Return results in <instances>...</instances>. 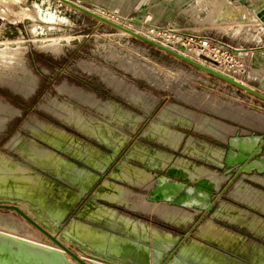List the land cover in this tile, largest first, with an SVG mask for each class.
Segmentation results:
<instances>
[{
  "label": "rangeland",
  "instance_id": "374dc122",
  "mask_svg": "<svg viewBox=\"0 0 264 264\" xmlns=\"http://www.w3.org/2000/svg\"><path fill=\"white\" fill-rule=\"evenodd\" d=\"M72 1L124 27L143 32L146 37L152 36L154 29L166 36H170L169 29L193 36L189 39L179 35L182 36L179 43L171 37L176 50L177 46L186 44L198 51L201 45L194 40L208 41L214 52L208 49L203 52L222 61L227 73L241 67L234 77L264 95L263 0H256L259 3L251 7L243 4L245 0ZM18 5L19 9H27L36 17L32 20L10 16L0 8V51L8 50L12 54L6 56L17 61L11 69L0 68V197L32 200L61 224L70 219L64 232L74 239L78 237L79 242L97 245L110 238L118 239L125 245L143 247L145 244L149 254L156 243L175 241L171 248L160 246L163 252L173 251L201 215L190 225L173 226L168 223L178 224L184 218L177 216V221L170 222L158 216L161 214L154 211L153 203H150L153 212H143L136 208V197L146 198L144 189L148 191L149 186L140 188L139 184L120 179L119 174L134 172L135 180L143 179L147 171L158 176L154 153L166 155L171 162L186 159L192 166L223 174L222 166L208 156L218 150L225 154L228 143L215 140L220 138L208 134L203 127L221 126L228 132L237 129L231 137L264 136V131L247 128L242 120L229 115L253 112L264 116V100L135 37L123 35L111 25L65 3L21 0ZM223 5L243 11L246 18L214 24L212 15ZM38 6L43 12L56 14L57 20L49 22L42 17ZM6 41L12 43L5 45ZM231 48L244 49L247 56L243 58ZM178 91L202 96L209 106L181 98ZM215 108L221 111L216 112ZM179 112L183 113V123L169 120ZM189 115L192 120L200 117L198 126L186 125L185 118ZM160 167L165 172L162 163ZM115 168L119 171L115 172ZM251 176L240 177L258 191L257 200L235 201L231 194L227 195L240 178L232 181V175L217 187L213 211L219 200L248 213L256 206H264V182L251 180ZM105 180L107 186L114 189H128L121 201L134 212L117 202L100 198L94 206L112 211V216L102 219L96 216L93 220L89 217L86 209L91 196ZM39 183H46L43 193ZM87 185L89 190L84 189ZM155 205L159 209L166 206ZM173 208L177 213H186L184 209ZM98 210L94 209L91 214ZM210 214L200 221L184 243L198 246L222 264H264V235L251 230L252 223L241 224L214 214L209 217ZM0 220H4L0 223L11 222L15 228L8 230L17 237L51 246L15 212L0 211ZM203 223L204 228L199 231ZM86 232L92 235L83 236ZM199 233L215 240L220 238L225 244L204 240ZM174 256L180 255L176 252Z\"/></svg>",
  "mask_w": 264,
  "mask_h": 264
},
{
  "label": "water",
  "instance_id": "95a60500",
  "mask_svg": "<svg viewBox=\"0 0 264 264\" xmlns=\"http://www.w3.org/2000/svg\"><path fill=\"white\" fill-rule=\"evenodd\" d=\"M64 3H68L78 9V11L90 15L100 22L111 25L116 29H122L121 26L96 15L92 11L70 3L66 0H61ZM137 22V19H134ZM133 37L154 46L166 53H169L176 58L210 74L216 78L229 83L243 91H246L262 100H264V95L248 86L237 82L235 79L224 75L220 72L214 71L209 67H205L188 57L183 56L181 53H176L168 47H164L151 41L150 39L138 35L136 33L126 31ZM180 50L182 48L180 47ZM227 149L225 151L224 157L220 166L223 168V175L226 177H231L233 175L232 181L240 176H251L253 174L263 175L264 174V136L261 135H249V136H234L227 139ZM157 167L158 176H156V181L154 187L147 194V200L151 202H163L168 203L173 206L182 207L190 209L192 211H198L200 218L195 225L184 235L183 239L178 243V245L171 252H163L160 246H166V248H171L175 241H167L165 243H156L152 247L150 253L148 254L145 244L143 247L134 245L132 243H127L126 245L121 243L118 239H108L105 243L100 244H87L84 242H79L74 239L72 235H68L64 230L69 226L70 219L64 224L57 219H52L51 227L55 230L56 234L61 235L63 239L68 241L75 249L79 251H86L95 259L100 261H106L112 264H222L218 259H214L212 255L204 253L202 249L192 243H184L195 230L196 226L200 221L208 214L213 211L216 204V189L214 184L209 179H200L194 183L188 179L176 178L169 170L165 172L160 167L161 163H155ZM149 169V168H148ZM162 172V173H160ZM106 177V175L104 176ZM222 195H217L220 198ZM11 200V202H10ZM17 201H23L28 203L29 208L36 214H40L43 211L38 203L24 198H1L0 197V209L14 210L22 218H24L33 227L38 229L43 235L52 240L56 245L67 252L74 260L80 264H87L80 260L76 255H74L70 250L62 245V243L57 239L56 236H52L50 232L40 226L36 221L28 217L24 212H22L17 206ZM15 203V204H14ZM64 207V206H63ZM36 208H39L37 210ZM44 212V211H43ZM45 213V212H44ZM46 217H50L46 214ZM51 219V218H50ZM112 239V240H111ZM171 242V243H170ZM138 246V247H137ZM193 248V250L191 249ZM192 250V251H191ZM162 253L159 255L158 252ZM180 256L176 258L175 253ZM210 253V252H209ZM212 254V253H211ZM174 256V257H173ZM0 264H73L69 262L62 254L55 253L51 250L45 249L43 247H38L18 239L8 237L6 235L0 234Z\"/></svg>",
  "mask_w": 264,
  "mask_h": 264
},
{
  "label": "bare ground",
  "instance_id": "6f19581e",
  "mask_svg": "<svg viewBox=\"0 0 264 264\" xmlns=\"http://www.w3.org/2000/svg\"><path fill=\"white\" fill-rule=\"evenodd\" d=\"M21 0H0V8L2 9V13L4 14H9L10 16L11 15H14V16H21L23 19L24 18H30L32 20H34L33 18L36 17L33 16L31 14V12L29 13V11L27 9H19V3H20ZM60 3H64L62 2L61 0H56ZM66 1H69L70 3H74L75 5H78L80 7H82L81 5L73 2L72 0H66ZM66 6L70 7V8H73L75 10L78 11V9H76L75 7H73L72 5L68 4V3H65ZM19 7V8H18ZM39 8V6H38ZM89 10V9H88ZM245 10V9H244ZM37 11V10H36ZM39 13L41 14L42 17H44L45 19H48L49 22L50 21H54V20H57V16L56 14L54 13H51V12H48V11H41L40 8H39ZM35 12V10H34ZM33 12V14H34ZM93 13H95L96 15H99L100 17L104 18V19H107L113 23H115L116 25H119L121 26L124 30L122 29H116L117 31H119L121 34L123 35H126V36H131L133 37L131 34L127 33L126 31H130V32H133V33H136L138 35H141V36H144L146 37V35L134 30V29H130L128 27H124L112 20L109 19V17H105L103 16L102 14H99V12H94L92 11ZM243 11L241 10H236L234 11V9L232 10L231 8H228L227 6H221L220 10L218 11V13L214 12L213 15H212V19H214V24H217L219 22H229V21H232V20H240L242 18H246V17H243V14H242ZM1 13V14H2ZM36 13V12H35ZM211 13V12H210ZM8 15V16H9ZM6 16V15H5ZM4 17V16H2ZM7 17V16H6ZM20 17V18H21ZM5 18V17H4ZM12 18V17H11ZM14 18V17H13ZM12 18L13 21H15L14 19ZM16 18V17H15ZM43 18V19H44ZM18 19V18H17ZM22 19V20H23ZM10 20V19H8ZM21 20V19H20ZM27 20V19H26ZM40 20V19H39ZM41 21V20H40ZM47 22V21H46ZM59 22V21H58ZM62 22V21H60ZM35 23V22H34ZM53 24V23H52ZM60 24V23H59ZM213 24V23H212ZM37 26V24H36ZM35 27V26H33ZM46 28V27H45ZM52 28V26H51ZM59 28V27H58ZM9 29V28H7ZM37 29V27H36ZM50 29V28H49ZM47 30V29H46ZM54 30V29H52ZM59 30V29H58ZM32 31V30H31ZM35 31V29H34ZM42 32V31H41ZM46 32V31H45ZM48 32V31H47ZM169 32H170V36H166L165 33L159 31L158 29H154L153 30V33H152V36L150 37H146L148 39H150L151 41L155 42V43H158L159 45H162L164 47H168L170 48L171 50L175 51L176 53H181L183 56L185 57H188L190 58L191 60L205 66V67H209L211 69H213L214 71H217V72H220L224 75H227L233 79H235L237 82L239 83H242L244 84L243 82L241 81H238L234 75L235 74H239L240 73V68H236L235 70H233L230 73H227L225 70H223L222 68V65H223V62L219 61L218 59L214 58L212 56V54H209V53H206V52H203V50L205 49H208V51H210L211 53L214 52V48L212 50L211 47H210V42L206 41V42H202V41H197V40H194V42H199L200 45H201V49L198 50V51H193V49L191 48V46H188L186 44H182V45H179L177 46V50L175 49V44L171 42V37L172 38H176L175 40L179 43L180 39L182 38V36H179V35H184L185 37L187 38H192L193 36L192 35H189V34H186V33H182V32H178L177 30H173V29H169ZM49 33V32H48ZM4 34V33H3ZM192 36V37H191ZM14 38V37H13ZM62 38V37H61ZM61 38H58V39H61ZM185 39V40H188V39ZM206 38V37H205ZM63 39V38H62ZM1 40V39H0ZM11 40V39H10ZM42 40V39H41ZM44 40H49V39H43ZM213 40V39H212ZM58 41V40H57ZM214 41V40H213ZM1 42V41H0ZM14 42V41H13ZM6 43H12V42H4V44L6 45ZM1 44V43H0ZM14 44V43H13ZM20 44V43H19ZM15 45V44H14ZM4 46V45H3ZM2 46V47H3ZM215 46V45H214ZM6 47V46H5ZM16 47V46H15ZM18 47V46H17ZM180 47L182 48V50H180ZM232 49V48H231ZM233 51H236L237 53L236 54H239L241 55L242 57L243 56H247L245 55V51L244 49H238V50H235V49H232ZM9 54H12L11 52H9L8 50L6 51H0V68H7V69H11L12 66L17 62L15 61L14 59L10 58V57H7L6 55H9ZM245 58V57H243ZM224 66V65H223ZM232 70V69H231ZM251 78V77H250ZM253 79V78H252ZM259 81V80H258ZM1 82V81H0ZM245 85V84H244ZM175 89V88H174ZM176 93V92H175ZM174 93V94H175ZM189 93V94H188ZM185 93L183 91H178V95L181 97V98H184V99H189V100H194L196 102H198L200 105L203 104V105H206V106H209V103L207 102H203V100L205 99L204 97L202 96H197V94H194V93ZM77 98V97H76ZM204 98V99H203ZM208 100V99H207ZM206 100V101H207ZM2 104V103H0ZM211 106V105H210ZM53 107V106H52ZM50 109H53L50 107ZM2 110H3V107H2ZM54 110V109H53ZM58 110V109H57ZM5 111V110H4ZM3 111V113H4ZM215 111L216 112H219L221 111V108H215ZM214 111V112H215ZM0 112L2 113L1 109H0ZM58 113V112H57ZM56 113V114H57ZM63 113V112H61ZM60 113V114H61ZM54 114V113H53ZM221 115V114H220ZM231 117L232 116H235L236 118H238V120H242L241 122H243L244 124L246 123L245 127L247 128H251L255 131H260V132H263L264 131V116L263 115H260V114H257V113H253V112H248V113H244L243 114H233V113H230L229 114ZM190 117L185 118L186 121V125L189 124L191 125V123H195L197 125V122L201 121L200 120V117H195L194 120L190 119L192 116L189 115ZM223 116V115H221ZM172 117V118H171ZM170 117L169 120H175V122H182L184 119H183V113H180L179 112V115L176 114L175 116L172 115ZM1 120V118H0ZM2 122V120H1ZM170 122V121H169ZM4 123V122H3ZM183 123V122H182ZM204 124V123H203ZM248 124V125H247ZM198 126V125H197ZM196 128V127H195ZM206 132H208V134L214 136V137H218L220 138L219 139H215L219 142H222V143H226L227 139L230 138L231 136H233L237 129H235V131H229L227 130V128H222L221 126H218V127H215V128H212V127H203ZM197 129V128H196ZM232 130H234V128H231ZM229 129V130H231ZM228 132V133H227ZM231 132V133H230ZM244 132V130H243ZM212 133V134H211ZM230 133V134H229ZM227 135V136H225ZM168 141V140H167ZM221 149V148H219ZM224 157V152L222 150H218L216 151V153L214 154V158L216 159L215 163L216 164H221L222 162V159ZM164 159L163 160H166L165 157H163ZM208 158L210 160L211 157L208 156ZM158 160V159H156ZM213 161V160H212ZM157 162H161L163 165H164V168H166L167 170H169V172L176 178H183V179H188L189 181H191L192 183L200 180V179H209L215 186V189L216 190H219L217 187H221V185L223 184V182L228 178L226 176H224L223 174L219 173V172H215L213 170H203L202 167L200 168L199 165L197 166H192L190 164H188L186 161L185 164L183 163L182 165H184L183 167L186 169V170H183L181 167H177V166H173V165H170L168 164L167 161H162V160H158ZM214 162V161H213ZM118 168H115V172H118ZM243 177V176H242ZM242 177H240L237 181H235V183L233 184V186L236 184L235 188L232 190H229L228 194L227 195H230L231 194V197L235 200V201H247L249 203H252L254 200H256L258 197L257 195V192L255 189H253L252 187H247V188H241V186L244 184V180L242 179ZM258 177H264V176H260L258 174H253V176L249 177L251 180H258ZM196 178V180H194ZM155 181H156V175L154 173H151L149 171H147V174H145V179H144V184L141 188L143 187H147L149 186V190L146 191V189H144V191L146 192V198L145 196L143 197H136V203L138 204V206L136 208H139V210L142 209V211H146V210H150L151 207H150V203H153L154 205V211H157V213L161 214V215H158V216H163L165 217L166 219L170 220V222H172L171 220H176L177 216L179 217H182L184 218V221H182L181 219L179 220L180 223H168V224H171L173 226H181V225H186V224H192L194 221H195V218L196 216L199 214L198 211H192L190 209H186V208H182V207H177V206H173V205H170L168 203H163V202H151V201H148L147 200V193H149V191H151V189L154 187L155 185ZM39 184H42V183H39ZM92 184V182H91ZM41 193H43L44 189H45V186H46V183L45 184H42L41 185ZM90 186V184H89ZM89 186H85L84 189L85 190H89ZM232 186V187H233ZM108 187H112L108 184H106V180L105 182L96 190V192H94V194L91 196V199H90V202H89V205L87 207V211H89V217L93 220L95 219V217L91 216V211L94 210V209H99L98 211L100 212V214H103L106 212L107 214L110 213L109 210H106V209H101V207H98L96 208L94 206V202H96L98 199L100 198H105L106 196V190H109ZM129 193H127L128 195ZM126 195V194H125ZM264 195V194H263ZM129 196V195H128ZM125 197V196H124ZM127 197V196H126ZM128 198V197H127ZM130 198V197H129ZM128 198V199H129ZM145 198V199H144ZM135 199V198H134ZM126 200V199H125ZM263 200V199H262ZM224 200H219V202L217 203V206L215 207L214 211L209 215V217H214V216H218L220 218H223V217H226L228 218L230 221H235L237 223H244L246 225H250V223H253L254 221L250 219L249 215L244 213V211L242 210H236V208H232L230 210H226L225 208H223L226 203L223 202ZM11 202V200H10ZM12 203V202H11ZM135 203V204H136ZM155 203L158 204H164L166 206H163L165 207L164 209L160 208L158 206L155 205ZM242 203V202H241ZM15 204V203H14ZM24 206H23V205ZM246 204V202H245ZM170 206L171 208L167 207ZM16 206L22 211L24 212L28 217H30L31 219H33L34 221H36V223H38L40 226H42L44 229L48 230L50 232V234L52 236H56L57 239L62 243V245L64 247H66L68 250H70L74 255H76V257H78L80 260H82L83 262L87 263V264H112V263H109V262H106V261H100L98 259H95L93 256H91L88 252H84V251H79L77 249H75L74 246H72V244H70L68 241H66L65 239H63V237L61 235H58L56 234L55 230H53L52 228H49L51 227V221H52V218L51 217H46L45 213L43 211H40L39 215L36 214L34 211H32L29 206H28V203L26 202H23V201H17L16 202ZM27 208H26V207ZM161 206V205H159ZM91 207V208H90ZM162 207V206H161ZM173 207H177V208H180V209H184L186 210V213L182 212V213H178L176 212V209H174ZM222 207V208H221ZM152 208V209H153ZM221 208V209H219ZM37 210H39V208H36ZM219 209V211L216 213V211ZM29 210V211H28ZM0 211H13L15 212L14 210H6V209H0ZM152 211V210H150ZM189 213H188V212ZM104 212V213H103ZM153 212V211H152ZM16 213V212H15ZM149 213V212H148ZM216 213V215H215ZM17 214V213H16ZM187 214V215H186ZM189 214L191 215L190 216V219L185 221L186 219L185 218H189ZM214 214V216H213ZM19 215V214H18ZM208 217V218H209ZM51 218V219H50ZM159 218V217H158ZM24 219V218H23ZM160 220H163L161 218H159ZM25 220V219H24ZM167 220V221H168ZM0 221H4V220H0ZM26 221V220H25ZM27 222V221H26ZM28 223V222H27ZM31 227H33L30 223H28ZM204 223L200 226L199 228V231L201 230V228L203 227ZM15 226L11 223V222H8L5 220V223H0V234H3V235H6L8 237H12V238H15V239H18L20 241H23V242H26V243H29V244H32V245H35V246H38V247H43L45 249H48V250H51L55 253H58V254H62L69 262L73 263V264H80L78 263L76 260H74L67 252H65L62 248H60L58 245H56L52 240H50L48 237H46L45 235H43L38 229H36L35 227H33L34 229H36L38 232H40L42 235H43V239L42 241L45 242L47 244H50L51 246L47 247V246H43L41 245L40 243L36 242V243H33V242H29V241H26V240H23L19 237L16 236V234L12 231H9L8 229H14ZM204 228V227H203ZM251 228V227H250ZM255 228V227H254ZM82 230V229H81ZM206 231V229H204ZM83 231V230H82ZM204 231V232H205ZM77 232L80 233L79 231V227L77 229ZM220 233V232H219ZM200 236L205 240L207 241H211V242H215L217 244H225V241H219V240H215V239H212V238H208V237H203L201 235V233H199ZM222 234V233H221ZM83 236L85 237H88V235H92V233H89V232H86V233H82ZM223 235V234H222ZM221 235V236H222ZM99 240H101V237L99 238ZM171 243V242H170ZM69 245V246H68ZM73 250H72V249ZM193 250V248H191ZM75 251H78L80 252L81 254H76ZM191 250V251H192ZM85 257H84V256ZM87 257V258H86ZM92 260H90V259ZM95 260V261H94Z\"/></svg>",
  "mask_w": 264,
  "mask_h": 264
},
{
  "label": "crops",
  "instance_id": "0c3cea01",
  "mask_svg": "<svg viewBox=\"0 0 264 264\" xmlns=\"http://www.w3.org/2000/svg\"><path fill=\"white\" fill-rule=\"evenodd\" d=\"M263 2H264V0H263ZM256 3H259L258 1H256V0H245L244 1V5H246V6H254V4H256ZM264 4V3H263ZM173 141H174V144H175V139H172ZM170 140H168L167 141V143H169V144H171L170 142H169ZM168 144V145H169ZM192 148V147H191ZM207 148V147H206ZM193 149V148H192ZM196 149L198 150L199 149V147L197 146L196 147ZM199 152L201 151V150H198ZM216 152H210V155H209V157H211V159L215 162L216 161V159L214 158V154H215ZM163 157H165L166 158V160H163L164 158ZM154 159H158V160H162V161H167L168 162V164H170V165H173V166H177V167H181L183 170H186L183 166L184 165H182L183 163H182V161L184 162V161H186V159L185 160H183V159H177V160H175V161H172L171 162V160H170V158L169 157H167L166 155H164V154H161V153H159V154H155L154 153ZM170 161V162H169ZM201 167V166H200ZM203 170H204V168H202ZM206 170V169H205ZM137 171V170H136ZM138 172V171H137ZM133 174H134V172L133 173H130V174H127V173H121V174H119V177H120V179H123L124 181H131V182H133V184L135 183V184H139L140 185V188L143 186V184H144V179H145V175H144V177H143V179H141V180H135L134 178H133ZM257 181H261V182H264V177H258V180ZM134 184V185H135ZM245 188H247V187H245ZM108 189L109 190H106V196H105V198L104 199H108V200H110L111 202H117L120 206H122V207H124V208H126L128 211H131V210H129L123 203H122V201H121V197H122V195H123V193H125V191L126 190H128V189H126L125 187H118V188H113V186L112 187H108ZM129 190H131V189H129ZM132 191V190H131ZM133 192H135V191H133ZM135 193H138V192H135ZM114 197H117L115 200H113V198ZM257 200V199H256ZM261 200V199H260ZM255 201V200H254ZM229 204H231V205H225L223 208H225L226 210H230V209H232V208H236L235 207V205L233 206V204L232 203H229ZM222 208V207H221ZM221 208H219V209H221ZM244 208H246V207H244ZM219 209L216 211V213L219 211ZM247 209V208H246ZM254 210H251L252 212H249L248 213V211H246V210H244V209H242L241 207L240 208H236V210H243L244 211V213H246V214H248L249 215V217H250V219L251 220H253V221H255V222H258V223H256V225H255V222H253L251 225V227L252 228H250L251 230H254V231H256L258 234H261V235H264V215L262 216V214H264V206L263 205H261V206H256V208H253ZM258 209V210H257ZM247 210H250V209H247ZM256 210L257 211H259V212H261L262 214H258V212H256ZM93 211V210H92ZM110 211V210H109ZM131 212H134V211H131ZM94 213V212H93ZM91 214V216H93V217H95L96 218V216H97V218H100V219H102L104 216H112V211H110V213L109 214H107L106 212L104 213V215L103 214H100V212H99V214H97L98 213V211L97 212H95L94 214ZM135 213H137V212H135ZM216 213H215V215H216ZM140 214H142V213H140ZM143 215H145V214H143ZM99 216V217H98ZM148 216V215H147ZM154 217H156V216H154ZM218 217V216H217ZM156 218H158V217H156ZM159 219V218H158ZM162 221H164V220H162ZM165 222V221H164ZM205 224H207L206 222H205ZM241 224H244V223H241ZM204 226V225H203ZM255 227V228H254Z\"/></svg>",
  "mask_w": 264,
  "mask_h": 264
},
{
  "label": "flooded vegetation",
  "instance_id": "af4514ba",
  "mask_svg": "<svg viewBox=\"0 0 264 264\" xmlns=\"http://www.w3.org/2000/svg\"><path fill=\"white\" fill-rule=\"evenodd\" d=\"M246 182L244 181V184L241 186V188L249 187V185L245 184ZM234 187V186H233ZM253 188V187H252ZM258 194V191H256ZM260 199V198H259Z\"/></svg>",
  "mask_w": 264,
  "mask_h": 264
},
{
  "label": "built area",
  "instance_id": "2783aa9c",
  "mask_svg": "<svg viewBox=\"0 0 264 264\" xmlns=\"http://www.w3.org/2000/svg\"><path fill=\"white\" fill-rule=\"evenodd\" d=\"M216 42V41H215Z\"/></svg>",
  "mask_w": 264,
  "mask_h": 264
}]
</instances>
